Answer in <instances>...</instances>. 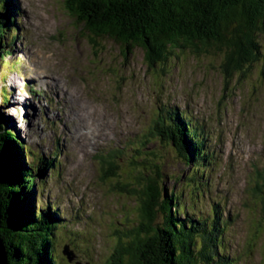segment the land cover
Listing matches in <instances>:
<instances>
[{"label": "rangeland", "instance_id": "obj_1", "mask_svg": "<svg viewBox=\"0 0 264 264\" xmlns=\"http://www.w3.org/2000/svg\"><path fill=\"white\" fill-rule=\"evenodd\" d=\"M6 3L12 45L0 53V112L33 152L54 159V168L37 172L46 183H38L35 199L56 204L61 225H69L56 242L62 264L109 259L115 227L140 218L135 166L150 157L161 186L182 191L188 210L214 216L219 204L235 264H264V59L226 76L219 54L177 50L165 67H149L142 48L109 39L92 45L64 0ZM257 39L261 58L264 29ZM14 92L17 108L8 103ZM167 108L183 109L205 128L213 162L202 185L191 181L195 167L149 137ZM67 230H84L83 245L69 243Z\"/></svg>", "mask_w": 264, "mask_h": 264}, {"label": "trees", "instance_id": "obj_2", "mask_svg": "<svg viewBox=\"0 0 264 264\" xmlns=\"http://www.w3.org/2000/svg\"><path fill=\"white\" fill-rule=\"evenodd\" d=\"M64 1L87 31L92 45L97 47L99 40L109 39L128 50L142 48L149 67H165L177 50L198 56L219 54L226 76L243 72L264 59L259 57L257 39L264 29V0ZM8 7L6 0H0V53L12 45L5 12ZM165 116L151 129L149 137L173 148L195 167L191 181L202 185L201 179L213 162L203 127L193 124L190 118L171 113ZM31 149L15 130L8 128L0 112V200L10 264H62L56 242L60 229L66 230L69 225H61L63 213L56 204H41L35 199L38 183L40 187L46 183L38 180L37 172L54 168V159ZM58 155L59 151L54 157ZM150 160L144 159L139 169L134 165L137 184L131 185L140 218L115 227L118 236L113 252L101 264H235L236 257L228 253L225 244L227 223L219 204L214 205V216L188 210L182 191L161 186L162 173L153 158ZM80 217V212L71 216L75 220ZM67 232L69 243L83 245L77 238L84 230Z\"/></svg>", "mask_w": 264, "mask_h": 264}, {"label": "water", "instance_id": "obj_3", "mask_svg": "<svg viewBox=\"0 0 264 264\" xmlns=\"http://www.w3.org/2000/svg\"><path fill=\"white\" fill-rule=\"evenodd\" d=\"M24 110H27L26 107L23 106ZM41 177L38 178V180ZM1 176H0V184H1ZM5 227H4V215H3V211H2V204H1V200H0V264H10V257H9V252H8V248H7V244L5 242V239L3 237V233H4ZM67 248L69 247V245H66ZM65 249L64 253L67 254V257L70 261H72L75 256H74V252L71 251L69 248Z\"/></svg>", "mask_w": 264, "mask_h": 264}, {"label": "bare ground", "instance_id": "obj_4", "mask_svg": "<svg viewBox=\"0 0 264 264\" xmlns=\"http://www.w3.org/2000/svg\"><path fill=\"white\" fill-rule=\"evenodd\" d=\"M171 57V56H170ZM184 60V59H183ZM179 69V68H178ZM189 70V69H188ZM42 80V79H41ZM38 81H40V80H38ZM45 81H47V82H53L54 81V79L53 78H51V77H45ZM45 81H43V82H40V84L43 86L44 84V82ZM57 82V81H56ZM26 84V83H25ZM17 85V84H16ZM10 86H12V85H10ZM51 86H53L52 84H51ZM34 87V86H33ZM54 87V86H53ZM11 89L13 90V87H11ZM63 93H65V92H62L61 94H63ZM16 94H17V92H14V94H12L11 95V97H10V99H9V101H8V103H9V105L10 106H12L13 108L15 107V108H17L14 104H16V102H18V99H17V96H16ZM63 97V96H62ZM61 97V98H62ZM26 98V97H25ZM20 100L22 99V98H19ZM8 105V104H7ZM17 106L18 107H20L21 108V106L17 103ZM23 109V108H22ZM177 109V108H176ZM167 110H168V112L170 111L169 110V108H167ZM178 110H181V111H183V109H179L178 108ZM13 112V111H12ZM66 112V111H65ZM160 120H162L163 121V119H160ZM198 121V120H197ZM72 131H74V130H72ZM63 156V155H62ZM220 196V195H219ZM220 199V198H219ZM218 199V200H219ZM220 203V202H219ZM223 203V202H222Z\"/></svg>", "mask_w": 264, "mask_h": 264}]
</instances>
